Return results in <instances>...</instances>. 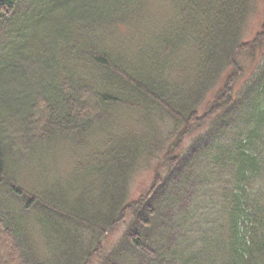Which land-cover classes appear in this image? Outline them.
Masks as SVG:
<instances>
[{
    "label": "trees",
    "instance_id": "trees-1",
    "mask_svg": "<svg viewBox=\"0 0 264 264\" xmlns=\"http://www.w3.org/2000/svg\"><path fill=\"white\" fill-rule=\"evenodd\" d=\"M149 2L0 0V254L9 244L13 264H264L257 0H168L159 16ZM62 150L77 157L65 176Z\"/></svg>",
    "mask_w": 264,
    "mask_h": 264
},
{
    "label": "rangeland",
    "instance_id": "rangeland-1",
    "mask_svg": "<svg viewBox=\"0 0 264 264\" xmlns=\"http://www.w3.org/2000/svg\"><path fill=\"white\" fill-rule=\"evenodd\" d=\"M168 0H150L149 3H151L150 8L152 11H150L154 15H162L165 13L166 9H169V6L167 7ZM167 7V8H166ZM252 15V14H251ZM250 21L247 26V32H246V39H253L257 32L261 30L262 24L264 23V0H257L256 2V12L254 15L249 18ZM259 64V63H258ZM250 74L249 72L246 73ZM123 126H126L128 129L133 128L136 126L135 124L136 119L131 118V120L128 122L124 119L121 120ZM190 141V138H188L183 147ZM61 157L59 159L60 165L57 168V174L60 176H65L66 172L70 170L73 166L74 161L77 160V157H74L70 152L62 150L61 151ZM154 163L150 164L149 167H144L141 170H137L134 173V177L131 181V196L130 200H137L140 197V194L143 193L146 189L151 187L154 176H155V169L152 166ZM51 172H54V168L51 169ZM130 215H128V218ZM125 225H120L110 236H108L106 239H104L103 243L105 241H109V243H112L118 239L120 235H122L124 231ZM9 245V244H8ZM8 245L3 249V253L1 255V262L0 264H13L12 258L10 257V250L8 248ZM91 264H100L96 259L92 261Z\"/></svg>",
    "mask_w": 264,
    "mask_h": 264
}]
</instances>
